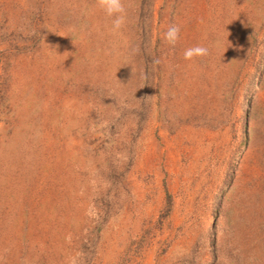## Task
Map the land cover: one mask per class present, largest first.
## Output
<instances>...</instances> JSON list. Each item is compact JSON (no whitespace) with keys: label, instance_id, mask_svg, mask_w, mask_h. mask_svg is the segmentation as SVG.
<instances>
[{"label":"rangeland","instance_id":"1","mask_svg":"<svg viewBox=\"0 0 264 264\" xmlns=\"http://www.w3.org/2000/svg\"><path fill=\"white\" fill-rule=\"evenodd\" d=\"M122 3L0 0V264H264V0Z\"/></svg>","mask_w":264,"mask_h":264},{"label":"clouds","instance_id":"2","mask_svg":"<svg viewBox=\"0 0 264 264\" xmlns=\"http://www.w3.org/2000/svg\"><path fill=\"white\" fill-rule=\"evenodd\" d=\"M99 8L112 19V30L114 33L119 32L126 23V10L122 3V0H97ZM180 28L177 25L169 26L165 32L164 37L169 45L175 46L179 40ZM209 54L208 48L196 45L187 48L184 51V59L186 61H192L196 58H203ZM154 64H159V59L153 60Z\"/></svg>","mask_w":264,"mask_h":264}]
</instances>
